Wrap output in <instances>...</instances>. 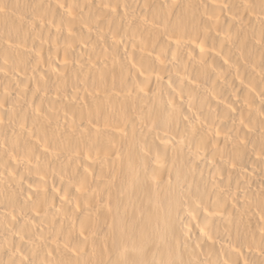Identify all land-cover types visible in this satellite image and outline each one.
Segmentation results:
<instances>
[{
    "label": "bare ground",
    "instance_id": "obj_1",
    "mask_svg": "<svg viewBox=\"0 0 264 264\" xmlns=\"http://www.w3.org/2000/svg\"><path fill=\"white\" fill-rule=\"evenodd\" d=\"M0 264H264V0H0Z\"/></svg>",
    "mask_w": 264,
    "mask_h": 264
}]
</instances>
